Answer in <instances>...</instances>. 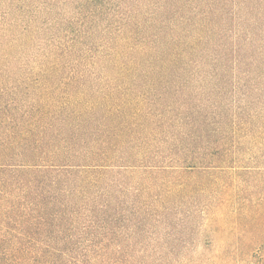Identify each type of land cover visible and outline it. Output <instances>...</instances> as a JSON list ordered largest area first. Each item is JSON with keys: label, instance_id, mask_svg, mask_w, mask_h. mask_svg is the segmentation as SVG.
Listing matches in <instances>:
<instances>
[{"label": "trees", "instance_id": "trees-1", "mask_svg": "<svg viewBox=\"0 0 264 264\" xmlns=\"http://www.w3.org/2000/svg\"><path fill=\"white\" fill-rule=\"evenodd\" d=\"M30 12L21 0H0V264H115L124 250L112 223L124 208L114 204L111 175L226 169L217 155L235 127L202 85L191 89L195 79L163 83L121 68L97 84L69 71L74 48L35 46ZM121 46L109 49L110 62Z\"/></svg>", "mask_w": 264, "mask_h": 264}, {"label": "rangeland", "instance_id": "rangeland-1", "mask_svg": "<svg viewBox=\"0 0 264 264\" xmlns=\"http://www.w3.org/2000/svg\"><path fill=\"white\" fill-rule=\"evenodd\" d=\"M21 2L40 31L35 46L74 48L64 59L69 71H86L97 84L121 68L163 83L195 79L191 89L202 85L235 127L220 147L227 153L217 155L226 169L111 175L114 204L124 208L112 223L113 243L124 250L115 264H264V0ZM120 43L112 63L109 51ZM217 156L207 158L211 167ZM181 178L199 187L186 191L175 184Z\"/></svg>", "mask_w": 264, "mask_h": 264}]
</instances>
